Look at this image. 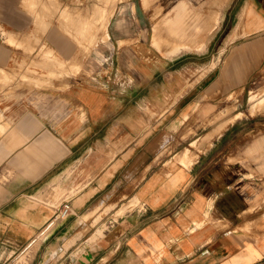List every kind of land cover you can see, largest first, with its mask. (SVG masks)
<instances>
[{"label":"crops","instance_id":"obj_1","mask_svg":"<svg viewBox=\"0 0 264 264\" xmlns=\"http://www.w3.org/2000/svg\"><path fill=\"white\" fill-rule=\"evenodd\" d=\"M232 1L238 6L223 42L231 44L227 65L233 82L242 77L239 86L254 85L249 102L255 95L262 100L264 0ZM137 3L116 0L105 31L98 36L108 45L106 55L98 48L101 60L94 56L80 64L65 36L51 28L43 37L55 46L59 60L65 61L67 55L66 61L72 60L80 73L18 98L0 94V124L8 127L0 125V264H11L34 244L29 264L264 263V154H256L264 151V127L258 130L256 143L233 146L232 161L221 163L208 181L198 182L193 158H181L179 167L167 173L150 168L149 156L159 141L145 146L143 117L129 114L137 94L124 92L126 86L142 85L148 77L143 44L135 47L130 41L133 35L142 36L144 19ZM211 3L199 4L190 15L187 2L179 0L153 26L152 45L165 49L170 58L191 50V25L203 41L225 20L222 9L228 0ZM61 4L92 20L93 5L101 6L95 11L112 6L97 0ZM22 5V0H0L7 29V42L0 43V72H9L17 52L10 38L31 28V15ZM77 6H86L88 14L75 11ZM133 21L139 22V30L131 28ZM241 22L246 23L242 31ZM93 28L91 34L78 33L79 38L93 40ZM112 41L117 46L111 47ZM204 47L201 43L197 50ZM255 111L259 110L249 105L247 112ZM242 114L236 112L233 119ZM221 123L216 122L200 143L211 144L222 132ZM129 135L135 136L129 140ZM242 149L249 151L247 157L240 156ZM65 201L70 214L58 219L56 213ZM132 201L136 204L129 208ZM102 214L109 224L95 236L98 224H92Z\"/></svg>","mask_w":264,"mask_h":264},{"label":"rangeland","instance_id":"obj_2","mask_svg":"<svg viewBox=\"0 0 264 264\" xmlns=\"http://www.w3.org/2000/svg\"><path fill=\"white\" fill-rule=\"evenodd\" d=\"M23 1L22 7L31 12V28H28L26 32L16 33L13 36L14 38H10L15 43L12 47L17 52L12 60L9 72L6 70H1L0 72L1 95L16 96L18 98L27 92L54 87L53 82L65 75L74 76L80 73L79 67L70 62L72 60L66 61L67 55H64L65 61L59 60L58 58L61 59V55L57 53L55 46L47 38L43 37L51 28L65 36L63 40L77 51L76 56H74L80 64L87 62L94 56L96 61L101 60V55L97 53L98 48L104 55L107 54L105 49L108 45L100 43L98 37L102 32V28L98 29V25L102 24L98 21L100 13L94 11L101 7L100 5H94L90 9L91 16L95 18L97 22H94L97 25H92L94 26V31L96 30L93 40H87L79 38L78 30L74 25L76 20L80 25L85 23L79 13L73 14L67 10L70 15L68 18L73 15L71 19L73 18L74 22H69L70 19L65 22L67 15L65 11L62 12V9L66 8V6L62 8L60 2L62 0H44V2L43 0H33L34 3L32 2L31 5L30 3L27 4L25 0ZM137 1L136 8L144 19L142 27H140L143 28L141 31L142 36L133 35V39L130 41L135 42V47L143 44L144 53L146 52V54H144L145 59L142 60L145 62V71L148 77L142 85L135 86L130 84L126 86L124 92L130 95L137 94L136 98L134 96L136 103L129 105V114L135 116L137 113L138 117L142 115L145 132L141 136H143L145 146L153 140L159 141L158 147L149 156L152 161L150 168L161 169V172L167 173L179 167L178 163L181 162V158H193V161H196L194 170H197L196 173L199 175L197 178L198 182L208 181L209 176L215 173L217 167H221V163L226 165L227 161H232L231 151L233 146L258 141L257 138L260 136V131L258 130L264 127V111H260V109L264 108V100L260 101L261 96L255 95L251 98L253 100L249 102L250 91L255 90L254 85L239 86L242 83V77L239 80L236 77L235 82H233L231 69L227 65L231 56V44H223V42L230 32L232 14L237 10L238 5L235 2V5H233V1L228 0L226 6L222 9V20L224 18L225 20L223 22L220 21L217 27L203 41L194 35L197 32V28L191 25L190 32L193 36L188 38L191 50L184 51L178 56L170 58L166 55L165 49H157L152 45L153 26L164 14H170L173 6L179 0H148L146 5H142L140 0ZM185 1L187 2L190 15L201 3L208 6L213 5L211 3L212 0ZM97 2L102 5L104 2L107 3V0H97ZM110 2H112V8L116 0H109L108 4ZM26 5H29V8ZM73 9L86 12L87 14L89 11L86 6H77ZM61 12L63 15H61ZM3 16L4 14L0 10V43L6 44L5 30L7 29L2 21ZM245 24L243 22L240 23L241 31ZM139 26H141L139 22L133 21L131 23L133 30L135 28L139 30ZM88 31L79 34H86ZM67 34L68 37H66ZM106 41L111 42L110 39ZM20 42L23 46L20 45ZM201 43L205 44V47L202 50H197L198 45ZM113 44L117 46L115 41H112L111 47H113ZM34 46L36 47L34 48ZM104 47L106 48L104 49ZM113 60L116 62V56H114ZM108 61H111V59H108ZM224 70L228 72L226 75L223 74ZM4 73L9 78L1 80ZM23 73H25V77ZM39 78H42V80ZM28 82L29 84H27ZM256 92L259 94L260 89ZM249 105L259 111L249 114L247 112ZM238 111H242L243 114L233 119V114ZM219 120H222L220 128L223 129L221 134L212 137L211 144L207 142L201 144L202 137L210 132ZM134 136L129 135V140ZM193 141L194 143H192ZM257 152H259V155L256 153L257 156L264 154V151L261 150ZM240 153L241 157L249 155V151L244 149L240 150ZM250 154H253V151ZM134 204L136 202H130L129 205L131 206L129 208L133 207ZM120 214L122 213L120 212L118 215ZM118 215H113V218L117 219ZM106 216L105 214L100 215L96 222L92 224H98L96 225L98 230L95 236L101 235L103 230L108 227L109 223L106 222ZM89 227L87 226L84 233L88 232ZM44 235L39 237V241L43 239ZM36 248L37 244H34L20 254L11 264H29V260Z\"/></svg>","mask_w":264,"mask_h":264},{"label":"bare ground","instance_id":"obj_3","mask_svg":"<svg viewBox=\"0 0 264 264\" xmlns=\"http://www.w3.org/2000/svg\"><path fill=\"white\" fill-rule=\"evenodd\" d=\"M41 1V0H40ZM108 1L109 0H107V3H108ZM110 1H113V0H110ZM25 2L28 4V3H30V5L32 4V2H33V0H25ZM36 2V1H35ZM43 2H44V0H43ZM50 2V1H49ZM61 2V1H60ZM22 3H24V1L22 2ZM34 3V2H33ZM105 3V2H104ZM106 3V4H107ZM50 5H51V3H49ZM35 5V4H34ZM37 5V4H36ZM105 5V4H104ZM27 7L29 6V5H26ZM46 6V5H45ZM59 6V5H58ZM94 6V5H93ZM106 6V5H105ZM104 6V7H105ZM57 7V6H56ZM55 7V8H56ZM64 7V6H63ZM29 8V7H28ZM31 8V7H30ZM34 8V7H33ZM49 8V7H48ZM35 9V8H34ZM45 9V8H44ZM50 9V8H49ZM98 9V8H97ZM37 10V9H36ZM35 10V11H36ZM53 10V9H52ZM111 10H112V8L111 9H109V10H107V9H101V10H97V12H99L100 14V16H99V19H98V21H99V23H102L101 25H98V29H101L102 28V30L103 31H105V28H106V25H107V20H108V17L110 16V14H111ZM34 11V12H35ZM47 11V10H46ZM55 12H56V10H54ZM63 11H65L66 12V15H67V18L66 19H68V17L70 16L69 15V13L67 12V10L64 8V9H62V12ZM95 11V10H94ZM27 12V11H26ZM33 12V13H34ZM62 12H61V15H63L62 14ZM29 13H31V12H29ZM41 13V12H40ZM43 13H45V12H43ZM54 13V12H53ZM60 13V12H59ZM93 13V12H92ZM96 13V12H95ZM46 14V13H45ZM31 15V14H30ZM39 15V14H38ZM54 15V14H53ZM71 17H73V15H71ZM71 17H70V20H72L71 19ZM89 17V16H88ZM101 17V18H100ZM46 18H47V16H46ZM69 20V19H68ZM93 20H95V18L93 19ZM92 20V18L90 17V18H87V19H84V21H85V23L84 24H82V25H79V32L78 33H84V32H86V31H88V30H90V28H91V26L93 25V24H95L94 22H92L93 21ZM96 21V20H95ZM36 22V21H35ZM48 22V21H47ZM71 22V21H70ZM97 22V21H96ZM38 23V22H37ZM40 23V22H39ZM35 25V24H34ZM75 26H76V24H74ZM73 26V25H72ZM78 27V26H77ZM77 27H76V29H77ZM75 28V27H74ZM78 30V29H77ZM96 31V30H95ZM90 34H91V30H90ZM8 35V34H7ZM9 36H11V35H9ZM22 36V35H21ZM79 36V35H78ZM14 38V37H13ZM18 39V38H17ZM20 39V38H19ZM24 39V38H23ZM14 40V39H13ZM9 41H11V40H9ZM21 41V40H20ZM159 41H161V39L159 40ZM164 41V40H163ZM29 42V41H28ZM158 42V41H157ZM156 42V43H157ZM21 43V42H20ZM164 43V42H163ZM20 45H22V43L20 44ZM31 45V44H30ZM37 45V44H36ZM23 46V45H22ZM24 46H25V44H24ZM36 46H34V48H35ZM30 48H32V47H30ZM33 48V49H34ZM27 51H29V50H27ZM176 52V51H175ZM25 59V58H24ZM43 61V60H42ZM48 61H50V60H48ZM36 62V61H35ZM47 62V61H46ZM40 63V62H39ZM56 63V62H55ZM23 65V64H22ZM35 65H37V64H35ZM34 65V66H35ZM41 65V64H40ZM38 66V65H37ZM52 66V65H51ZM47 68V67H46ZM69 68H71V67H69ZM57 70H58V68H57ZM62 70V69H61ZM71 70V69H70ZM34 71V70H33ZM31 72V71H30ZM51 72H54V71H51ZM65 72H66V70H65ZM7 74H8V72H6ZM6 73H4L2 76H3V78H1V80L3 79V80H6V79H8L9 78V76L8 75H6ZM55 73V72H54ZM18 74V73H17ZM24 74L25 73H23V76H24ZM53 74V73H52ZM51 74V75H52ZM56 74H58V73H56ZM55 74V75H56ZM16 75V74H15ZM48 75V74H47ZM50 75V74H49ZM27 76V75H26ZM22 77V76H21ZM25 77V76H24ZM12 78V77H11ZM34 78V77H33ZM33 78H32V80H33ZM36 78V77H35ZM22 80H23V78H21ZM39 79H41L42 80V78H39ZM8 81V80H7ZM3 82V81H2ZM5 83V82H4ZM3 83V84H4ZM1 84V83H0ZM27 84H29V82L27 83ZM5 85V84H4ZM7 85V84H6ZM30 87V86H29ZM33 87V86H32ZM10 88V87H9ZM35 88H38V87H35ZM11 89V88H10ZM262 100H264V98H262ZM261 99H260V101H262ZM240 113V112H239ZM243 113V112H242ZM1 120V119H0ZM1 125V124H0ZM3 125V124H2ZM1 125V127H4V125L2 126ZM223 125V124H222ZM7 127V126H6ZM6 127H4V128H6ZM10 127V126H9ZM8 128V127H7ZM3 129V128H2ZM0 130H1V128H0ZM5 130V129H4ZM2 131V130H1ZM12 131V130H11ZM3 132V131H2ZM7 133V132H6ZM14 133V132H13ZM20 135V134H19ZM188 160V159H187ZM113 206V205H112ZM105 207V206H104ZM121 209H123V207L121 208ZM101 213V212H100ZM98 219V218H97ZM83 220V219H82Z\"/></svg>","mask_w":264,"mask_h":264},{"label":"built area","instance_id":"obj_4","mask_svg":"<svg viewBox=\"0 0 264 264\" xmlns=\"http://www.w3.org/2000/svg\"><path fill=\"white\" fill-rule=\"evenodd\" d=\"M70 203L68 201H65L61 207L58 209V212L56 213V216L58 219H64L70 214Z\"/></svg>","mask_w":264,"mask_h":264}]
</instances>
